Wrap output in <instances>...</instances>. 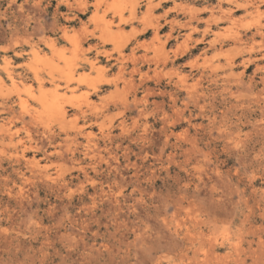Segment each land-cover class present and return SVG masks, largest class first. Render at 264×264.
<instances>
[{"label": "rangeland", "instance_id": "1", "mask_svg": "<svg viewBox=\"0 0 264 264\" xmlns=\"http://www.w3.org/2000/svg\"><path fill=\"white\" fill-rule=\"evenodd\" d=\"M136 1L30 0L28 34L22 17H12L16 5L1 1L0 12L8 11L0 23V264H264V117L256 111L264 109V68L251 64L241 75L239 64L264 52V0ZM218 4L235 10L232 22ZM55 9L78 17L60 20L64 40L39 29ZM9 18L20 28L12 40L39 48L22 57L3 51ZM234 31L243 36L237 44ZM174 50H186L177 63L189 74L183 82L177 65L156 62ZM228 58L236 60L232 71ZM67 63L69 76L54 73L62 75L55 93L32 75L47 79L49 68ZM193 78L194 97L202 87L212 92L171 117L161 92L173 81L191 87ZM49 93L67 116L44 111L40 97ZM241 108L256 114L229 141L224 133L235 131Z\"/></svg>", "mask_w": 264, "mask_h": 264}, {"label": "bare ground", "instance_id": "2", "mask_svg": "<svg viewBox=\"0 0 264 264\" xmlns=\"http://www.w3.org/2000/svg\"><path fill=\"white\" fill-rule=\"evenodd\" d=\"M1 1L2 0H0V4H1ZM7 1V3H8V7H11L13 4L14 5H16V8H17V11L19 12V16H17V15H12V17L14 18V19H19V17H22L21 18V20L19 21V23L20 22H22L24 25H23V27L21 26V29H22V31H23V33L24 32H26V34H28L27 32L29 31V30H31V29H33L32 27H31V24L27 21V18H28V14L25 12V10H24V5L25 4H29L30 3V0H24V1H21V0H6ZM237 3H238V1H236ZM230 3H232V2H230ZM240 3V2H239ZM236 4L235 6L236 7H240L241 6V4L242 3H244V2H241V4ZM11 4V5H10ZM138 3H137V1L135 0V5H137ZM159 5V4H158ZM243 5V4H242ZM32 6H34V4H32ZM232 6V5H231ZM241 7H244V6H241ZM218 8L220 9V11H221V9H222V17H221V19H223L224 21H228V20H230L231 22H232V20H231V18H232V16H233V13H234V9L233 8H231V7H228L227 6V8L226 9H224L223 10V8L221 7V5L220 4H218ZM235 8V7H234ZM236 9V8H235ZM44 10H46V8H44ZM87 10V7L86 6H83V8H82V12H85ZM239 10V9H238ZM7 11H8V8H6L3 12H0V23H1V21L4 19V18H6L5 16H7ZM54 12V14L53 13H51V15L53 14V18H52V22L50 23V25H46V27H47V29L42 25V24H40L41 26H39V29H40V31L41 32H43V33H46V31H52V32H55V33H57L58 35H59V39H61V40H64V38H66L67 37V26H65V24H61L60 23V20L63 18V20L65 21V22H69V21H75V19L76 18H78V17H65V16H60V13L58 12V10L57 9H55V11H53ZM11 14H13V13H11ZM16 19V20H17ZM9 20H10V18L7 20L6 19V21L8 22V26L10 27L9 28V31H8V35H9V43H7L8 41H6V47H4L2 50L3 51H5V49H8V50H10L11 52H13V53H15V55L16 56H20V57H22L24 54H26V51H28L27 49L29 48L31 51H35V49H37V48H39V44H37V42H26L27 44H28V46H26V47H23V46H21L20 44H19V39H17V40H12V36L14 35V34H20V28H18V24H15V23H13V22H16V21H12V23H10L9 22ZM220 20V19H219ZM235 20V19H234ZM238 20V19H237ZM236 20V21H237ZM62 21V20H61ZM18 22V21H17ZM16 22V23H17ZM62 23H63V21H62ZM48 24V23H47ZM22 25V24H21ZM12 27V28H11ZM209 27V26H208ZM8 29V28H7ZM22 31H21V33H22ZM51 32V33H52ZM234 32H237V31H234ZM233 34H235V35H233L232 37H233V41H236V44H237V42H240L241 40H243L242 39V37H241V35H240V33H238L237 32V34L236 33H233ZM243 34V33H242ZM258 34V33H257ZM48 35V34H47ZM53 37H54V34L52 35ZM44 37V36H43ZM47 37V36H46ZM231 37V38H232ZM50 38V37H49ZM48 38V40H50ZM57 38V37H56ZM230 38V39H231ZM46 39V38H45ZM45 39H44V41H43V39H41L42 40V43L43 44H45V46H54V41L53 40H51L50 42L49 41H47V39H46V41H45ZM245 39V38H244ZM32 40V39H31ZM56 40V39H55ZM204 39H200L198 42H196L194 45H193V47H192V49L191 50H193V49H195V48H197V44L198 43H200V42H202ZM211 41V40H210ZM210 41H208V43L210 42ZM213 41V40H212ZM214 42L216 43L217 41H216V39L214 40ZM214 42H211V43H214ZM244 42H245V40H244ZM223 43V42H222ZM233 43H235V42H233ZM141 43H140V41L138 40V39H136V43H135V47L134 48H132L131 49V51L133 52V50L138 46V45H140ZM214 47V46H213ZM161 50L163 51V46L161 47ZM187 50V49H186ZM186 50H174V52H172V55L171 56H168V54L167 53H165V52H163L164 53V56H163V59L161 58H159V59H157V56H156V62H161L163 65H172L173 67H174V65H177V63L179 62V60H181L182 58V56L184 55V53H185V51ZM159 51H160V49H159ZM190 51V50H189ZM249 51V50H248ZM248 51H246V52H248ZM260 51V50H259ZM158 52V51H157ZM205 52V51H204ZM245 52V53H246ZM162 53V52H161ZM248 53H250V52H248ZM239 54V53H238ZM163 55V54H162ZM240 55V54H239ZM231 58V57H230ZM230 58H228V59H230ZM234 58V57H233ZM233 58L232 59H230L229 61H228V69H229V71H232L237 65H236V60L234 61L233 60ZM148 59H145V62L146 63H148V61H147ZM159 60V61H158ZM264 60V52H254V54L252 55V54H249L247 57H241V60H240V62H239V64H240V66L242 67V72H240V74L242 75L249 67H250V65L251 64H253L254 66H256V68H255V71L254 72H256V71H262L263 70V66L261 65H259V63L258 62H261V61H263ZM155 63V62H154ZM68 65H65V66H63V67H51V68H49L50 70L48 71V77H47V79H44V78H42V77H40L39 75H38V73L36 72V71H34V74H32L34 77H35V81L37 82V84L40 86V87H43L44 86V84H47V83H49L50 85H52V86H54L55 88H54V93L56 92V89L59 87L58 85H56L57 84V82H58V78L56 77V76H58V77H62V75H64V76H69L68 74H70V72H71V68L69 67V63H67ZM89 64V63H88ZM91 65H92V63H90ZM156 64V63H155ZM154 64V65H155ZM158 64V63H157ZM183 65V64H182ZM182 65H177L174 69H175V73H176V76H177V79H178V82L180 81V82H183L184 80H186V78L189 76V74H185L184 73V71H183V66ZM155 67L156 68H158V65H155ZM172 67V68H173ZM209 72H211V71H209ZM208 72V73H209ZM54 73H57V74H62V75H56V74H54ZM212 73H214V72H212ZM202 74H204V73H201V78L203 79V77H204V75H202ZM210 74V73H209ZM215 74V73H214ZM211 75V74H210ZM210 75H208L209 77H210ZM214 76V75H213ZM215 76H217L216 74H215ZM206 77V76H205ZM211 77H212V75H211ZM193 81H194V84H193V86H191L190 87V85H188V84H178L177 83V81H173V86H171V90L170 91H168V92H164V91H162L161 93H163V95H165L166 96V94L168 95V98H169V100L171 101V103H172V105H171V110H172V114H171V117L172 116H175V117H177V118H181V117H183L184 116V114H185V112H186V110L187 109H189V104H191V102L194 104V105H197V102L199 101V98L200 97H202V96H204L207 92H212L211 91V88H209V86H206V87H202V88H205V89H202V91H201V93L202 94H198V95H196L195 97H194V95L195 94H197L196 92H197V89L195 88L197 85H199V80H200V78H196V80H194V78L192 79ZM251 80V79H250ZM261 80V82L264 84V76L262 77V79H260ZM211 81V80H210ZM172 82V81H171ZM170 85V84H169ZM190 88L191 89H193V88H195L193 91L192 90H190ZM182 90H184L185 91V93H186V95H187V97L185 98H180V95H181V91ZM152 91V89H150V87H149V85H148V83H146V84H144V92H145V95H144V98H146L147 99V97L149 96V95H152L153 94V92H151ZM54 93H49L48 95H42V97H40V104L42 105V107H43V109H44V111L45 112H55V113H57L59 116H62V118L63 117H65V116H67L68 115V110H66V108H64L62 105H59L58 104V99L56 98V95L54 94ZM185 95V94H184ZM198 97V98H197ZM179 101H181V105L182 106H180V105H178V102ZM258 103H259V101H258ZM257 107H258V109L256 110V111H258V113H259V115H261V116H263L264 117V109H262V106H258V105H256ZM199 107H201V109H202V105L201 106H199ZM204 107V106H203ZM10 108V107H9ZM244 108V107H243ZM243 108H241L240 110H239V113H237V115H236V113H235V119L236 120H234V121H236V122H238V123H236L235 122V125H234V128H235V131H229L228 129L225 131V136H226V138H228L229 139V141H231L230 139L231 138H234V137H238L237 135H238V133H236V135L234 136V137H232V133L233 132H241L242 131V129H243V127L245 126V123L247 122V123H249V117H251V115H253V114H256V112L254 111V113H252V110H250V109H243ZM189 111V110H188ZM235 112V111H234ZM165 112H163V114H164ZM201 113H203V112H201ZM223 113V112H222ZM211 114H212V112H211ZM191 114H189L188 116L189 117H187L188 118V122H189V120H190V116ZM164 117H166V118H168L167 116H164ZM209 118H210V116H209ZM214 119H215V116H213L211 119H209V120H211V121H214ZM133 121H134V123H136L137 122V120L136 119H133ZM245 121V122H244ZM93 121H92V123H90L89 125H88V128H91L92 126H93ZM146 130H147V121H145V122H143L142 123V129H141V131L143 132L141 135H143L144 134V132H146ZM161 131L165 134V135H167V129H166V127H164V126H162L161 127ZM80 134L81 135H86V136H89L90 134H91V131L90 130H88V131H86V129H82V130H80ZM139 135V134H138ZM104 137H106L107 138V140L108 141H111L112 140V137L110 136V132H107L105 135H104ZM138 138H139V136H138ZM130 146V144H128L125 148L127 149L128 147ZM32 164H33V166L34 167H36V168H38V169H44V168H42V166L38 163V162H35V161H33L32 162ZM80 170H83V167L82 168H80ZM86 175H87V173H84V176L86 177ZM45 178L47 179V180H53V179H56V178H53V177H51V175L49 174V173H45ZM63 181H64V183H61L60 185H62V186H64L65 188L67 187V183H65V180L63 179ZM101 190H103V189H101ZM213 250V249H212Z\"/></svg>", "mask_w": 264, "mask_h": 264}]
</instances>
